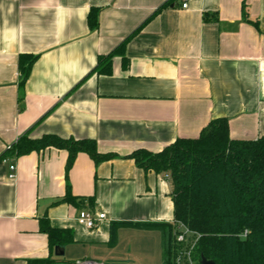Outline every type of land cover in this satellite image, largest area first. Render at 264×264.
<instances>
[{
  "label": "crops",
  "instance_id": "obj_1",
  "mask_svg": "<svg viewBox=\"0 0 264 264\" xmlns=\"http://www.w3.org/2000/svg\"><path fill=\"white\" fill-rule=\"evenodd\" d=\"M180 3L0 0V156L24 133L94 139L99 153L116 155L95 163L79 152L67 177L65 149L0 160V264L49 257L56 264H163L157 230L120 227L109 243L113 221L173 219L169 178L144 172L127 155L197 137L215 118L227 119L232 139L264 137V0ZM91 8L98 9L94 30ZM128 36L126 65L114 56L110 74L92 72L98 55ZM22 53L37 58L19 88ZM66 183L81 204L55 203ZM81 207L106 218L86 229L76 219ZM44 215L72 231L61 256L39 230Z\"/></svg>",
  "mask_w": 264,
  "mask_h": 264
},
{
  "label": "trees",
  "instance_id": "obj_2",
  "mask_svg": "<svg viewBox=\"0 0 264 264\" xmlns=\"http://www.w3.org/2000/svg\"><path fill=\"white\" fill-rule=\"evenodd\" d=\"M166 6L158 7L149 19ZM97 13L96 8L89 9L87 13V25L91 30L98 27ZM203 19L209 20L208 14H204ZM130 36L109 53L98 55L92 72L110 74L114 56H121L125 66L124 47ZM36 58L32 54H19V88H23ZM50 148L67 151L65 177L79 152L88 154L95 163L116 156L99 153L94 139L63 138L56 134L33 138L24 133L9 149H5L0 160L31 152L40 153ZM127 158L144 172L168 173L173 219L168 223L113 221L110 223L111 245L115 243L116 230L120 227L157 230L162 238L163 264H171L175 247L174 221L199 234L193 249L198 264L200 256L215 264H264L263 136L251 140L232 139L227 119L215 118L202 128L197 137H178L157 152L137 149ZM75 200L66 183L64 196L55 203L81 204L83 201ZM39 230L47 235L51 250L73 241L70 229L52 227L46 215L39 218ZM57 262L50 257L25 260V264Z\"/></svg>",
  "mask_w": 264,
  "mask_h": 264
},
{
  "label": "built area",
  "instance_id": "obj_3",
  "mask_svg": "<svg viewBox=\"0 0 264 264\" xmlns=\"http://www.w3.org/2000/svg\"><path fill=\"white\" fill-rule=\"evenodd\" d=\"M189 0H181L180 7L186 9ZM10 145L6 147L9 149ZM9 178L14 177L15 164L9 165ZM106 215L101 212L93 211L89 207H81L77 214V222L86 229H95L100 222L105 220ZM174 251L171 258V264H198L193 256V249L199 238V234L190 230L180 222H172ZM73 264H103L99 261L82 259L76 260Z\"/></svg>",
  "mask_w": 264,
  "mask_h": 264
},
{
  "label": "water",
  "instance_id": "obj_4",
  "mask_svg": "<svg viewBox=\"0 0 264 264\" xmlns=\"http://www.w3.org/2000/svg\"><path fill=\"white\" fill-rule=\"evenodd\" d=\"M54 254L56 256H61L63 255V248L62 247H59V246H56L54 248ZM113 264H124V263H113ZM199 264H215L212 260H208L206 259L205 257L203 256H200V261H199Z\"/></svg>",
  "mask_w": 264,
  "mask_h": 264
},
{
  "label": "rangeland",
  "instance_id": "obj_5",
  "mask_svg": "<svg viewBox=\"0 0 264 264\" xmlns=\"http://www.w3.org/2000/svg\"><path fill=\"white\" fill-rule=\"evenodd\" d=\"M161 175H162L163 178L164 177L166 178V176L168 177V173H165V172H163Z\"/></svg>",
  "mask_w": 264,
  "mask_h": 264
}]
</instances>
